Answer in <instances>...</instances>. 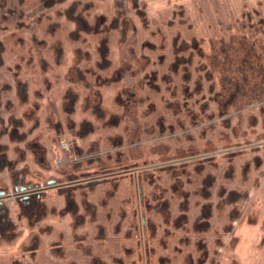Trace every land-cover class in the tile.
<instances>
[{"label":"flooded vegetation","instance_id":"flooded-vegetation-1","mask_svg":"<svg viewBox=\"0 0 264 264\" xmlns=\"http://www.w3.org/2000/svg\"><path fill=\"white\" fill-rule=\"evenodd\" d=\"M129 1V7L116 1L117 15L106 22L107 16L91 1L0 0V264H105L107 258L115 264H165L168 241L176 237L169 226L170 200L187 209L189 197L198 196V191L209 193L213 183L219 196L243 197L246 191L229 184L236 177L247 179L250 161L243 159L235 176L236 159L250 152L254 165L264 161L256 154L264 148V106L256 103L261 91L250 81L246 66L241 63L243 72L239 75L231 70V58L221 56L222 74L215 80L214 36L199 30L185 9H174L175 17L163 20L162 15L147 16L144 4ZM162 24L176 31L163 30ZM111 30L119 31L113 40L114 55L109 54ZM58 34L67 40L66 48ZM102 34L99 44L93 46L95 56L76 45L79 38L86 42L82 36ZM224 34L232 39L235 36ZM155 36L161 38L159 46L152 40ZM227 36H221L225 55V50L229 51ZM96 43L94 40L93 45ZM250 54L246 48L241 60L246 63ZM51 66H65L74 77L64 92L66 117L52 124L46 148L39 141L35 113L43 92L49 102L53 100L54 90L47 78ZM39 80H43V92ZM113 86V98L122 101L124 114L104 120L102 89ZM247 97L251 99L248 107L258 113L252 111L245 123L244 103L233 115L227 112L230 105L237 106L238 100ZM46 105L45 115L57 113L51 104ZM124 118L130 125L122 130L130 129L132 161L123 164L120 151H107L103 158L99 151H84L101 146L104 137L93 143L88 139L97 120L110 128ZM233 118L237 124L234 132L241 136L235 143L229 141L227 130ZM63 120L76 127L81 138L76 159L67 158L56 137ZM157 133L167 140L168 150L155 159L154 150L149 147L144 152L143 146H152ZM118 142L123 138L113 140L112 146ZM29 151L31 161H27ZM38 158L48 175L31 166ZM106 158L113 162L102 161ZM108 179L118 186L119 181L129 179L131 186L129 195L126 187L121 196L118 223L104 228L96 213L91 214L90 209L80 212L79 206L89 202L92 190ZM198 179L206 186L198 189ZM55 193L65 197L60 210L47 200ZM78 194L81 204L75 201ZM263 210L264 201L260 210L264 218ZM70 211L72 248L65 239L67 232L56 229V237L49 238L54 227L41 224L49 214L63 218ZM202 212L208 216L210 209ZM180 216L189 220L186 213ZM88 221L94 223V229L85 228ZM119 222L123 224L121 233ZM221 227L217 232L226 233ZM180 234L181 241L189 240L185 231ZM222 235L214 239L226 241L227 233ZM192 240L202 245L197 237ZM209 253L204 250L198 259L208 258ZM186 254L191 260L194 252Z\"/></svg>","mask_w":264,"mask_h":264},{"label":"crops","instance_id":"crops-1","mask_svg":"<svg viewBox=\"0 0 264 264\" xmlns=\"http://www.w3.org/2000/svg\"><path fill=\"white\" fill-rule=\"evenodd\" d=\"M85 1L94 2L99 8H101V11L104 13V15L107 16L106 22H110V20L115 17V15H117V9H115L114 3L116 1L120 2L122 0ZM135 1L140 5L144 4L147 9V5L150 6L149 0ZM168 8H173L175 10L185 9L187 18H189V20L192 21L194 25H198L199 30H202L203 32L206 31L210 36H214L213 51L215 52V80H220L222 74L219 62V60H221V56H225V58H231V70L233 72H238L239 75H241L243 72V69H241L240 66L241 63H243V65H245L248 70L250 81L252 80L256 82V87H258V89L261 91L260 93H258L259 98H257L256 103L264 106V0H225L222 3L215 0H190L189 4L187 1H183L181 5H172L168 6ZM190 8L191 11L189 12ZM193 8H197L196 11H192ZM226 8H229V11H226ZM147 16L151 17L150 10L147 11ZM228 20H232L233 22L241 20L240 23H242L243 26L246 25V27H249L251 25L252 27L250 31H247L246 33L241 32L229 34L230 36L235 35L233 39L230 37L229 39L227 34L222 33L220 29V26H222L225 21ZM205 25H207L206 28L208 30H204ZM216 25H218L219 31H215ZM220 35L222 37L227 36L226 45H228L227 49H229V51L225 50L226 55L221 49L222 41ZM101 37L103 38V34L97 35V37L89 35L82 36L81 39L85 38L86 42H81L79 38L76 42V45L78 47H81L85 53L89 52L92 57L95 56L93 52V46H97L99 44V39ZM108 37L111 39L109 40L111 41V44L109 45V54L114 55L115 46L113 40L119 37V31L111 30ZM59 38L63 40L66 48L67 40L65 39V37L63 35H59ZM94 40H96L97 42L95 45H93ZM87 41L91 42L89 43ZM242 41L245 42L243 43ZM246 48L248 49V52L251 51V54L247 58V62L244 63V61L241 60V56ZM50 56L51 55H49V58ZM23 69L25 70L26 68L23 67ZM102 73L111 75V71L109 70H103ZM72 77H74L73 73L68 72L65 66L58 68L51 66V70L49 71V74L47 76V78H49L48 82L54 90L53 100H51V102L48 101L46 95L43 92V80H39L38 82V87L43 92V95L39 97V109H37L35 113V120L39 121L36 130L39 134V141L43 143L46 148L49 146V140L51 139L50 136L53 134L52 126L54 125L55 121L59 118L66 117V115H64L66 114V110L63 109V106H67L68 103H66V100H64V92L73 81ZM75 85L78 87L80 86L77 84ZM127 87L129 88V86ZM115 88L116 86H113L111 89H102V93H104L102 100L104 120H107L111 115L121 116L124 114L122 101L117 98L119 100L118 101L116 97L113 98L116 91ZM122 96H124V94H122ZM250 100L251 99L249 97H247V99L238 100V105H230L227 113L233 115L237 111L240 103H244L243 105L246 106H243V112L245 114L243 119L246 123V118L252 111L258 113L257 110H253V108L248 107L251 104ZM44 104H51L53 109H55L57 113H55V115H53L52 117L49 116V114L45 115ZM79 105H81V103ZM125 120V118L122 119L120 124L112 126L110 128L101 126L102 124H100V121L97 120L93 125V128H90L88 139L89 141H91V143H93L94 139L96 140L104 137L101 140V146L100 148L93 146V148L84 149V151H99V154H102L101 158L106 157L103 154L107 151H111L114 153L120 151L121 153H123V164H127L128 160L132 161L129 147V142L131 141V134L129 132L130 129L122 130V128L125 126L128 128L130 127V125ZM31 122L27 121L28 124H31ZM235 128H237V124L235 123V119L233 118L231 124H229L227 127V130L229 132L228 139L231 143H235L241 138V136L238 134V131L234 132ZM120 137L123 138V142H118V144H115L117 146H112L113 143L111 142L113 140H119ZM161 137L162 136L160 135V133H157L155 135V140L154 143H152V146L149 144L144 145L143 151L146 152L147 149L151 148V150H154L153 155L155 159H158L162 154L165 155L168 150V142L166 139L164 140V138ZM108 138L110 141L107 140ZM144 138L147 137L144 136ZM140 150H142V148ZM124 153L127 154L128 158L124 156ZM251 154L252 153L247 152L245 155H243L242 159L237 158L234 169L235 176H238L242 160L244 159L245 161H247V163L250 161V164L248 166L251 168L249 170V173L247 174V179L243 181L236 177L235 179L230 181L229 184L230 187H238L239 189L246 191L247 194L243 197H240L238 199L234 197H228L226 199V196H219L216 194V183H213V187L211 189H207V192L209 191V193L206 194L204 191H198V196L191 195L189 197L188 203L189 208L187 209L180 208L178 205H176L174 199L170 200L168 206L171 210V216H169L171 225L169 226L171 235L172 233H175L176 237L171 236L168 241L169 243L166 247L167 258L164 261L165 264H254L253 259L255 257V252H259V254L263 253V255L258 256L264 258V218L262 217L260 211L264 201V161H262V163L254 165L253 161L251 160ZM256 154H260L264 157V148H260L259 150H257ZM31 159H33V154L29 151L27 161H31ZM38 160L39 161H36L35 164L30 163L31 166L38 171L48 175L49 172H47L44 166H42V159L38 158ZM103 160H105V162L106 160L112 161L110 158L102 159V161ZM115 163H118L119 165V162ZM119 182L120 185L118 186V184H116L115 182L112 183V181L108 179L104 183L97 185V187L92 190V193L89 196V202L87 201L83 204H81L80 195H76L75 201L78 204H81V206H79L80 212L85 213L86 210L90 209L92 211L90 212L91 214L96 213L98 215V224L103 226L104 228H106L107 226L110 227L111 224H117L118 218L122 216L121 196L123 195V193H125L124 188L126 187L128 188V193H126L127 195H129V189L131 186L129 179L121 180ZM196 184L198 186V189L203 185L206 186V183H204L203 179L202 181L198 179ZM190 187L186 188L192 191ZM76 192H78V190H75L74 194ZM182 197L184 199V196ZM47 200L52 206L56 207L57 210L62 209L66 202L64 195L60 196L57 193L52 194L51 197L49 196ZM205 204L208 205V207H205ZM203 208L210 209V213L208 216L203 215ZM70 213L71 211L63 218L49 214V216H47L41 222V224L44 225L47 223L49 226L54 227V231L51 233V237L49 238L56 237V229H62L67 232V236L65 239L67 240L68 245L72 248L74 247V245L73 243H70L71 239L69 237V225L72 220V215H70ZM185 213L189 215V220L186 218H180V214ZM93 224L88 221L85 224V228L94 229V227H91L93 226ZM206 224L208 226H206ZM122 225V222H119V227L117 228L119 230V233L123 231ZM219 227L225 228V231H227L226 233L228 235V239L224 242L214 239V237H217L218 235H226V233L222 231L217 232V229ZM183 231H185L186 235L189 237V240L185 242L181 241L180 239V232ZM194 233L197 234L195 235ZM222 236L224 237V235ZM195 237L198 238L197 242L202 241V245L194 243L192 239H194ZM174 248H176V251L174 250ZM178 248L180 249L178 250ZM204 250L210 251L209 257L201 261L198 258ZM191 251L194 252V255L190 260L186 253ZM257 259L260 260L259 257ZM104 262L105 264H115V262L109 258L105 259Z\"/></svg>","mask_w":264,"mask_h":264},{"label":"rangeland","instance_id":"rangeland-1","mask_svg":"<svg viewBox=\"0 0 264 264\" xmlns=\"http://www.w3.org/2000/svg\"><path fill=\"white\" fill-rule=\"evenodd\" d=\"M124 3L123 4H125L127 7H129L131 4H129L128 2H129V0H122ZM150 1V6L149 5H147L148 6V9L147 10H150V15H151V17H153V18H156V17H158V16H160V15H162V17H163V20L164 19H171V17L172 18H174L175 16H174V13H173V11H174V9L173 8H168V6H177V5H181V3L183 2V1H187L188 2V4L190 3V0H149ZM215 1H217V2H220V3H222L223 1H225V0H215ZM177 2V3H176ZM138 3V2H137ZM176 3V4H175ZM146 4H149V3H146ZM185 4H186V2H185ZM186 6V5H185ZM197 9V8H196ZM196 9L195 8H193V10L192 11H196ZM226 11H229V8H226L225 9ZM130 11H131V13L133 14V9L130 7ZM191 11V8L189 9V12ZM177 19H179V18H177ZM136 20H137V17H136ZM233 20V19H232ZM225 21V23L222 25V26H220V29H221V32L222 33H225V32H227V33H231V34H235V33H246L247 31L249 32L250 31V29H251V25L249 26V27H246V25L245 26H243V24L242 23H240V21L238 20V21H235V22H233V21ZM157 21H159V20H157ZM198 26V25H197ZM152 27L153 28H157L158 26H156V25H154V24H152ZM207 25H205V27H204V30H208L207 28ZM166 28L168 29V30H175L176 31V28L175 27H173L172 29H170V27L168 26V25H166V24H162V29L163 30H166ZM247 28V29H246ZM219 31V29H218V25H216V27H215V31ZM209 31H210V29H209ZM214 31V30H213ZM222 35V34H221ZM220 35V36H221ZM161 38L160 37H158V36H155L152 40L155 42V43H157L158 44V46L160 45L159 44V42L161 41L160 40ZM164 42V41H163ZM45 105V104H44ZM255 254V257H254V264H264L262 261V259L263 258H261L260 256H258V255H263V253L262 254H259V252L257 253V252H255L254 253ZM259 257V259L260 260H258L257 258Z\"/></svg>","mask_w":264,"mask_h":264},{"label":"built area","instance_id":"built-area-1","mask_svg":"<svg viewBox=\"0 0 264 264\" xmlns=\"http://www.w3.org/2000/svg\"><path fill=\"white\" fill-rule=\"evenodd\" d=\"M56 137L68 159L78 158L76 148L81 145V138L76 127L63 120L56 130Z\"/></svg>","mask_w":264,"mask_h":264}]
</instances>
